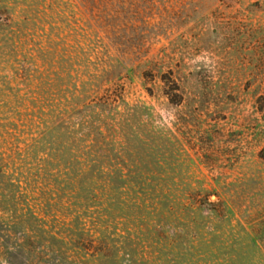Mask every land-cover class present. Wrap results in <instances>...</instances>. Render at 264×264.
I'll return each instance as SVG.
<instances>
[{
    "label": "rangeland",
    "instance_id": "obj_1",
    "mask_svg": "<svg viewBox=\"0 0 264 264\" xmlns=\"http://www.w3.org/2000/svg\"><path fill=\"white\" fill-rule=\"evenodd\" d=\"M0 264H264V0H0Z\"/></svg>",
    "mask_w": 264,
    "mask_h": 264
}]
</instances>
